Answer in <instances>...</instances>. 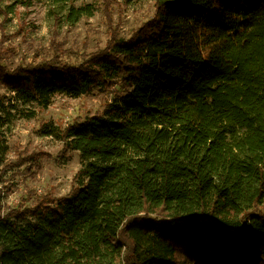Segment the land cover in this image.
<instances>
[{
	"label": "trees",
	"instance_id": "16d2710c",
	"mask_svg": "<svg viewBox=\"0 0 264 264\" xmlns=\"http://www.w3.org/2000/svg\"><path fill=\"white\" fill-rule=\"evenodd\" d=\"M32 1L0 0V11ZM46 1L55 22L93 13ZM154 8L128 38L110 30L75 61H0L12 95L0 96V175L6 101L115 92L57 128L62 151L82 160L67 194L3 212L0 190V264H264V0Z\"/></svg>",
	"mask_w": 264,
	"mask_h": 264
},
{
	"label": "rangeland",
	"instance_id": "374dc122",
	"mask_svg": "<svg viewBox=\"0 0 264 264\" xmlns=\"http://www.w3.org/2000/svg\"><path fill=\"white\" fill-rule=\"evenodd\" d=\"M86 4L93 5L92 15L72 24L55 22L46 0H33L28 8L17 6L9 14L0 11V61L10 69L52 58L75 61L82 52L104 47L110 30L128 38L155 9L154 0H113L105 8L102 0H73L75 6ZM114 93L94 90L75 98L55 94L45 107L5 102L14 117L6 126L9 154L0 175V190H6L3 212L20 204L32 205L39 195L58 198L74 187L82 160L76 151H62L57 128L94 114ZM1 95L12 96L0 84Z\"/></svg>",
	"mask_w": 264,
	"mask_h": 264
}]
</instances>
